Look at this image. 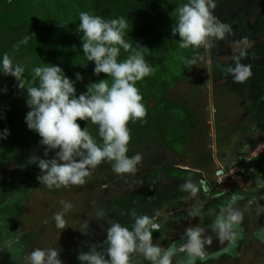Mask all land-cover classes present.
<instances>
[{"label":"rangeland","instance_id":"1","mask_svg":"<svg viewBox=\"0 0 264 264\" xmlns=\"http://www.w3.org/2000/svg\"><path fill=\"white\" fill-rule=\"evenodd\" d=\"M214 2V16L231 33L207 48L183 49L172 35L173 11L187 0H0V56L7 53L25 66L26 86L32 68L47 64L60 66L74 81L77 73L83 77L75 84L77 95L108 78L97 77L94 62L83 54L77 32L81 11L108 20L124 16L126 39L145 47V59L155 69L136 84L147 115L128 124V155L142 156L136 173L117 175L104 162L84 185L51 190L39 183L41 170L29 160L51 159L56 150L44 156L41 137L25 123L26 89L0 73V90L7 89L0 91V131H10L0 139V244L19 238L0 251V264H24L36 248H56L63 264H81V252L93 245L99 250L106 240L108 220L131 228L133 212L161 225L153 240L162 248L181 243L190 226L206 229L214 241L215 216L209 210L218 212L233 194L242 197L236 207L244 212L235 245L218 241L197 264H264V0ZM241 52L251 75L236 82L227 69ZM127 55L122 50L120 59ZM194 57L196 63L189 64ZM88 131L100 142L98 126L89 124ZM189 178L203 180L208 191L201 189L195 198L180 191ZM61 201L73 205L65 229L52 219L63 211ZM193 208L202 215L189 217ZM86 221L87 234L80 231ZM134 264L150 262L134 254Z\"/></svg>","mask_w":264,"mask_h":264},{"label":"clouds","instance_id":"2","mask_svg":"<svg viewBox=\"0 0 264 264\" xmlns=\"http://www.w3.org/2000/svg\"><path fill=\"white\" fill-rule=\"evenodd\" d=\"M214 0H187V3L175 8L176 20L172 28L173 37L178 36L179 47L199 49L209 47L214 40H224L231 28L219 21L213 14ZM77 32L82 33V51L88 62H94V74L99 77L107 74V79L90 83L87 91L77 95L75 84L83 77L77 73L76 80L69 78L64 70L54 64L32 68V83L26 86L23 64L15 62L5 53L0 56V73L14 77L20 90L26 89L25 123L30 131L41 137L39 143L45 146L44 156L55 151L51 159L32 156L31 164L41 170L37 177L39 183L48 189H59L69 185H84L93 170L104 162L112 165L117 175L135 174L142 161L141 154L128 155L131 140L130 121H142L147 111L142 103L143 97L136 86L137 82L152 75L154 68L146 61L145 47L137 42L134 47L127 39L128 20L124 16L104 19L100 16L81 11ZM30 37L22 39L27 44ZM128 53L120 59L121 51ZM234 57L235 67H228V72L236 82H244L251 75L250 67ZM196 63V58L188 61ZM109 78L111 83H109ZM38 82V83H37ZM0 91L7 92V89ZM86 121L83 129L77 121ZM98 126L100 142L89 133L88 125ZM10 135L8 129L0 131V139ZM208 188L204 181L194 182L191 178L180 185V191L197 197ZM242 199L235 194L220 207L218 212L209 210L215 216L211 226L215 239L221 245L227 242L234 246L239 234V227L244 219V212L236 207ZM251 203V202H250ZM63 211L52 219L58 229H65V214L73 205L61 201ZM202 209L193 208L188 212L192 218L200 217ZM104 214L99 213L103 218ZM131 228L115 220H108L107 237L99 250L96 245L90 251L81 252L78 260L81 264H134V254L141 255L150 264H197L205 261L207 247L213 243V235L206 234V229L199 226L187 227L182 242L162 248L153 240V232H159L161 225L148 215L131 213ZM89 228L86 221L81 232ZM264 235V229H261ZM19 238L4 241L0 251L11 247ZM24 264H63L60 251L56 248H36L24 258Z\"/></svg>","mask_w":264,"mask_h":264},{"label":"flooded vegetation","instance_id":"3","mask_svg":"<svg viewBox=\"0 0 264 264\" xmlns=\"http://www.w3.org/2000/svg\"><path fill=\"white\" fill-rule=\"evenodd\" d=\"M216 243H218V240L215 239V240L213 241L211 247H213Z\"/></svg>","mask_w":264,"mask_h":264}]
</instances>
